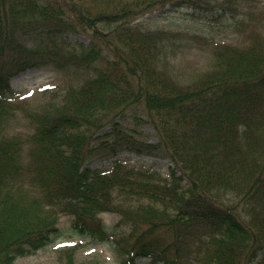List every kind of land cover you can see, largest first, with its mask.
<instances>
[{
  "label": "trees",
  "instance_id": "trees-1",
  "mask_svg": "<svg viewBox=\"0 0 264 264\" xmlns=\"http://www.w3.org/2000/svg\"><path fill=\"white\" fill-rule=\"evenodd\" d=\"M240 2L215 32L222 2L203 27L195 0H0V264L64 240L121 251L122 264H264V8ZM166 4L190 6L180 30L156 26ZM192 51L210 65L181 83L173 58ZM43 67L65 79L49 96L10 87ZM127 117L154 142L129 129L90 147ZM125 150L167 160L169 179ZM79 246L55 248L56 264Z\"/></svg>",
  "mask_w": 264,
  "mask_h": 264
},
{
  "label": "rangeland",
  "instance_id": "rangeland-1",
  "mask_svg": "<svg viewBox=\"0 0 264 264\" xmlns=\"http://www.w3.org/2000/svg\"><path fill=\"white\" fill-rule=\"evenodd\" d=\"M197 1V6H195V22L197 24H202L203 27L208 26V12L209 7L211 5L218 6L220 2L225 4L223 7V11H226L227 14L225 16H221L214 20L213 25L215 27V32L222 31L223 26L221 24H226L225 21L232 15H239L241 13L240 9L236 8L235 5L246 7L248 6L247 3L244 2H236L234 0H195ZM259 4L257 6H262L264 8V0H257ZM172 8L171 5L167 4L162 6L160 9L164 13L162 16L156 21V26L163 29H172V30H180L184 25L188 23V17L190 6L182 5L178 7L175 11L169 10ZM219 11L215 13L218 15ZM155 16V15H153ZM264 31V25H263ZM6 50V49H5ZM173 63L175 66L171 68V74L175 76L181 83L188 84L193 81L196 77L200 76L202 73L204 74L208 66L210 65V54L201 52V51H192L187 52L185 55L177 54L175 58H173ZM264 71V69H263ZM64 78L62 75L58 74L54 70L48 67H43L42 69L37 70H28L22 73L16 74L10 79V83L12 88L18 91H28L33 90L35 93L33 94L34 97L42 96L37 92V89L43 86L54 87L56 85L62 86L64 82ZM58 89V88H57ZM57 89H52L45 91L49 96L50 92H53ZM140 109H134V113L137 117H144V110L139 107ZM128 112L127 114H129ZM142 116V117H141ZM129 129H135L140 137V140L148 141L153 143L154 136L147 126L146 123L138 121L134 118L127 117L124 121H120V127L113 130V138H119L120 141L127 139V132ZM112 128H108L104 126L100 132L107 133L105 136L106 138H110L111 135L110 131ZM124 152H128L125 150ZM123 158L126 160H131L135 165H143L148 168L149 171L156 174V177L164 181L169 178L168 172V163L165 159L153 158L148 157L146 155H138L135 153H125ZM91 162L93 164L98 163H106L105 156H96L91 158ZM69 218V217H68ZM67 217H60V221L62 224H66ZM99 219H102L105 223L108 224H115L118 221V217L113 214H102L98 216ZM70 221V218H69ZM125 230V229H124ZM128 234V233H127ZM65 241V240H64ZM74 241V240H71ZM62 242V243H61ZM81 243L77 249V252L74 256V264H122V259L124 255L121 251L119 253L112 252V250L108 246H102L100 244H90L85 245L84 241L75 240L74 243ZM64 245L63 241L56 243L54 246H51L47 249L39 250L33 256H27L16 260L15 264H56L55 256H54V249L57 247H61ZM129 257V256H128ZM121 258V261L119 259ZM132 259V257L130 256ZM133 264H151L149 261L143 260H133Z\"/></svg>",
  "mask_w": 264,
  "mask_h": 264
}]
</instances>
